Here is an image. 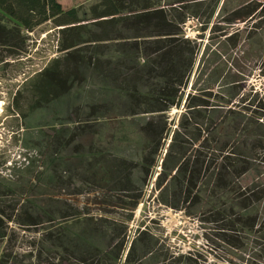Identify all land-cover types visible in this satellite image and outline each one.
Listing matches in <instances>:
<instances>
[{"label": "rangeland", "instance_id": "obj_1", "mask_svg": "<svg viewBox=\"0 0 264 264\" xmlns=\"http://www.w3.org/2000/svg\"><path fill=\"white\" fill-rule=\"evenodd\" d=\"M103 1L61 0V3L65 10L78 11L81 49L92 53L94 49L96 59L110 61L111 77H100L99 68H90L83 73L85 82L49 101L37 88L41 75L63 60L66 55L63 47L72 43V35L66 42L64 27L52 23L26 31L0 12V216L4 214L2 225L12 237L3 247L25 253L39 243L40 233L36 229L21 227L15 221L16 215L12 221L8 218L16 205L20 209L32 200L31 203L57 208L59 216H65L67 221L80 215L78 219L83 218L82 221L88 216L100 219L99 224L107 228L109 223L125 225L129 243L123 259L116 264H127L131 243L144 232L145 244L152 240L155 249L165 253L191 254L198 264H250L242 251L216 248L204 234L200 213L203 215L215 203L219 204L215 208L232 203V199L212 198L210 191H203L192 216L173 209V176L178 162L174 159L178 156H173V145L176 141L178 146L188 139L194 140L196 136L197 127L193 125L187 132H181L182 124L191 123L188 102L193 95L209 94L208 103L222 107L213 110L214 113L210 110L207 118L216 127H220L223 118L229 126L227 109L234 110L235 106L248 113L246 122L253 115H264L255 104L258 94L259 99L264 97V26L257 28L255 18L238 16L236 21L234 15L246 5L256 6L264 0H184L181 5L176 4L181 0H116L124 15L146 7L163 9L178 25L180 37L188 40L195 50L194 67L181 89L178 106L174 107L173 102L163 103L167 100L160 94L166 80L152 79L147 74L154 65L152 38L139 39L141 51L132 55L125 52L135 37L122 28L119 31L122 39L118 41L99 46L85 43L99 31V21L92 10ZM74 42L79 40L74 38ZM119 61H125V65L116 68ZM149 125H165L162 138L151 140L145 134ZM220 137L221 141L226 140ZM50 158H54L55 167L49 164ZM105 161L114 164V169L119 162L127 164V171H121L120 175L125 173L131 181L129 191H124L118 181L103 180L106 175L100 165ZM55 172L63 174L62 181L52 180ZM255 179L258 175L253 172L243 179V184L251 185ZM94 180H101V185L93 183ZM36 183L46 192L31 191ZM208 186L206 189H210ZM9 188L16 193L11 194ZM136 202L133 211L126 209ZM80 227L74 229L75 233H79ZM100 246L104 248L103 243ZM146 263L162 264L163 259L151 254Z\"/></svg>", "mask_w": 264, "mask_h": 264}, {"label": "trees", "instance_id": "obj_2", "mask_svg": "<svg viewBox=\"0 0 264 264\" xmlns=\"http://www.w3.org/2000/svg\"><path fill=\"white\" fill-rule=\"evenodd\" d=\"M183 3L184 0H181L176 4ZM92 11L95 20L99 21L97 23L99 31L93 34V40L84 42L98 43L99 46L101 43L118 41L122 39L119 33L122 28L135 37L134 43L125 52L132 55L141 51L139 39L152 38L154 46L150 48L153 50L154 65L146 73L152 79L166 80L164 89L160 90L161 97L167 100L163 103L173 102V107L178 106L182 96L181 89L187 84L189 74L194 67L195 50L188 40L180 37L175 21L170 20L168 14L160 8L146 7L140 11L133 10L130 15H124L123 9L116 0H104ZM0 12L26 31L31 32L52 23L56 27H64L63 35L66 42L68 36L72 35V43H65L63 47V51L66 52L63 60L54 63L41 75L42 79L37 88L48 101L50 98L68 94L75 84L85 82L86 75L83 76V73L90 68H99L100 77H111L110 61L96 59L93 48V53L91 50L89 52L81 49L82 26L75 8L65 10L61 0H0ZM234 15L236 21L239 20L238 16L255 18L257 28L260 29L264 26V1L256 6L246 5ZM74 38H77L79 43H73ZM100 53L105 55L103 51ZM119 63L116 68L125 65V61ZM130 67L135 68V66ZM47 88L48 91L45 93ZM206 96L211 95L199 94L189 98L188 110L191 113V123L187 121L181 125V132H187L192 125L197 127L194 140L188 139L184 143H178V146L176 141L173 145V156H178L174 157L178 162L176 175L173 176V209L184 210L187 216H192V211L197 208V202L200 201V194L203 191H210L212 198L226 196L232 199V203H222L220 208L218 206L215 208L214 206L218 204L215 203L206 213L204 212L203 215L200 213V219L205 226L204 234L216 248L224 246L238 252L242 251V255L248 256L252 261L250 264H264V115H253L246 122L245 115L248 113L240 111V106H235L234 110L227 109L229 113L227 116L230 118V123H227L230 127L224 124L226 118L221 120L220 127H216L217 124L213 121L209 123L207 118L213 110L222 107L212 105L210 101L208 103ZM258 96L259 94L255 101L256 109L258 112L260 110L264 112V97L259 99ZM163 103L161 101V104ZM222 106L229 107L226 104ZM205 124L204 128H199ZM149 126L145 134L151 140L156 142L162 138L165 125ZM217 128L218 132H216ZM220 136L225 137L226 140L221 141ZM199 142V147L195 148ZM187 144L190 146L186 147ZM50 160H48L49 164L55 167L57 164L54 158ZM100 167L105 171L104 181L108 183L118 181L124 191L128 190L131 181L125 173L120 175L121 171L126 172L128 169L125 162H119L116 169L114 164L109 165L106 161L101 163ZM56 169L59 167L57 166ZM253 172H256L258 179H255L251 185H244L243 179ZM54 175L52 180L62 181L63 174L55 172ZM93 183L100 186L102 182L94 180ZM36 184L32 186L31 191L46 192L43 186ZM207 185L210 189H206ZM8 191H11V194L16 193L11 188ZM31 202L33 201L31 200L28 205L23 203L26 205L20 209H17L18 205H16L12 210L13 215L8 218L12 221L13 216L16 215L15 221L21 227L36 229V232L40 233L39 243L34 246L35 249L25 253L13 249L9 251L3 247L4 243L11 242L12 237L7 229L4 230L2 224L5 217L1 214L0 264H116L117 260L123 259L126 245L129 243L125 225L109 223L110 228H107L105 224H99L100 219L88 216L82 221L83 218L78 219L80 215L73 219L74 221H67L65 216H59L57 208H50L44 203ZM137 205V202L132 203L126 209L133 211ZM79 225H81L80 231L75 233L74 229L79 228ZM144 233L131 243L126 258L127 264H145V259L151 254L162 258V264H198V260L191 254L186 255L176 251L165 253L155 249L152 240H148L145 244ZM102 243L104 248L100 246Z\"/></svg>", "mask_w": 264, "mask_h": 264}]
</instances>
